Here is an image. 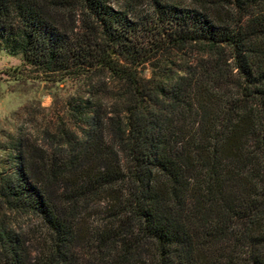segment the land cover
<instances>
[{
	"label": "trees",
	"instance_id": "trees-1",
	"mask_svg": "<svg viewBox=\"0 0 264 264\" xmlns=\"http://www.w3.org/2000/svg\"><path fill=\"white\" fill-rule=\"evenodd\" d=\"M112 2L0 0V50L85 88L0 172V264H264V0ZM7 211L44 228L33 259Z\"/></svg>",
	"mask_w": 264,
	"mask_h": 264
},
{
	"label": "rangeland",
	"instance_id": "rangeland-1",
	"mask_svg": "<svg viewBox=\"0 0 264 264\" xmlns=\"http://www.w3.org/2000/svg\"><path fill=\"white\" fill-rule=\"evenodd\" d=\"M160 1L183 7L198 5L197 0ZM112 5L114 8H128L139 14L150 9V0H113ZM21 62L20 55L0 50V172L16 168L18 159L14 147L19 136L45 146L48 143L47 134L50 132L62 128L76 129L74 119L67 112L66 102L85 93L82 85L54 80L58 77L47 79L21 67ZM14 68H19L17 77L7 79L2 72L13 71ZM144 75L149 77L150 71L145 69ZM109 93L110 91L107 96ZM105 212L106 200L102 197H91L80 214L84 227H95ZM1 216L9 221L25 241L33 259L38 249L42 248L46 237L41 223L26 212L7 211Z\"/></svg>",
	"mask_w": 264,
	"mask_h": 264
}]
</instances>
